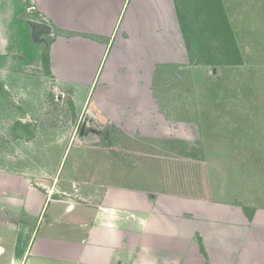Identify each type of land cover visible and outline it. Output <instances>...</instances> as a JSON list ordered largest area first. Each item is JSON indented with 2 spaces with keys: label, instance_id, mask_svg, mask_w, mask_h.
Wrapping results in <instances>:
<instances>
[{
  "label": "crops",
  "instance_id": "crops-1",
  "mask_svg": "<svg viewBox=\"0 0 264 264\" xmlns=\"http://www.w3.org/2000/svg\"><path fill=\"white\" fill-rule=\"evenodd\" d=\"M212 1L220 3V27ZM26 18L50 24L47 45L32 41ZM44 49L48 76L67 95L56 100L73 108L79 127L84 109L97 112L94 123L113 128L105 127L103 139L117 128L132 138L142 126L150 129V93H168L171 78L177 79L179 125L242 123L244 130L242 138L236 131L161 133L169 148L180 140L181 157L193 163L199 157L198 193L188 191V182L161 192L125 183L124 162L110 149L86 155L79 148L62 175L71 142L47 177L0 169V264H264V166L246 170L238 163V175L229 169L221 175L218 159L212 162L228 156L235 166L232 158L243 156L236 137L264 140V98L227 99L228 77L249 94L264 91V0H0V57L42 69ZM251 79L260 86L253 89ZM203 94L210 95L206 103ZM253 109L260 110L258 125ZM92 137L78 147L99 139ZM206 141L214 153L204 150ZM222 178L227 192L215 193ZM236 178L245 185L239 180L237 188Z\"/></svg>",
  "mask_w": 264,
  "mask_h": 264
},
{
  "label": "rangeland",
  "instance_id": "rangeland-1",
  "mask_svg": "<svg viewBox=\"0 0 264 264\" xmlns=\"http://www.w3.org/2000/svg\"><path fill=\"white\" fill-rule=\"evenodd\" d=\"M168 71L173 73L172 69ZM174 72L177 73L178 71ZM155 80L161 84V81L165 79L156 76ZM228 80L229 88L232 89V92L230 90L227 92V99L239 102L241 100L244 101V99H249V95L252 101H258L264 98V91L260 92L261 94L247 93L245 90L246 85L243 84L244 87H241L239 85L241 82H237L235 76L228 77ZM220 81H222L221 78ZM220 81L218 79L219 83ZM224 81H227L226 78ZM225 82L222 83V87L227 86ZM160 84L158 86L159 88L157 86L154 87V91L160 89ZM166 84H170L171 86L168 93H150V129H147V126L144 124L145 126H142L143 130L140 131H143V133L141 135L139 134L140 136L132 138L126 136L121 132V129L118 130L117 128V130H112V135L110 133L109 135L111 136L105 139L101 137L102 135L97 136L99 139L94 144L89 145L88 143L87 146L81 144L78 147L77 144L79 143L76 137L79 126L77 124L78 117L75 115L76 112L73 111L70 105L62 103L60 101L61 98L56 100L57 96H63V90L55 86L54 80L45 74L43 68H24L16 58L10 57L4 60L0 57V169L14 173L26 172L35 178L39 174L47 177L46 174L53 172L52 170L55 169V165L63 153L62 150L66 149L71 142L73 145H70L67 149V153L62 162L64 168L62 175H64L65 171L67 172V167L71 164L74 155L81 150L79 148H82L83 154L86 155L91 154V150L93 149H110L112 154H117V157L121 158L124 162L123 180L125 183L140 187L146 186L147 188L149 186H156L159 189L154 187L148 189L151 192H161L167 185L175 188L178 187L177 185L180 182H188L191 185L188 191L198 193L200 190L194 187V182L197 181L195 178L200 175V169L197 170V168H200L198 164L200 161L199 157H197L194 163L193 161L190 162L187 156L186 158L181 157L180 140H171L172 147L169 148L167 140L162 139L164 137H162L163 135L161 136V133L163 134L165 132L173 136H178L179 133H187L190 135L194 133L192 135L195 136L214 133L217 136L225 137L226 133L236 131L235 135L237 136L239 134L242 138L244 127L242 123L228 126L224 123L220 127L210 124L206 125V127L202 123L198 125L200 129L190 124L179 125L176 120L179 117V109L177 108L179 95L177 79L175 81L174 78H171V82ZM251 84H253L251 86L253 89L260 86L256 82H253V79H251ZM84 88L85 86H83ZM207 99H211L210 95L203 94L202 103H206ZM155 101L160 102V104L162 102L163 105L160 109H157ZM87 110L88 108L83 110V117ZM208 110L210 111V109ZM239 110L242 111V109ZM202 111H206V109L204 108ZM253 112H256L255 115L257 118L255 122L258 125L260 124L258 123L260 110L253 109ZM92 113L97 114L95 111ZM161 113H164V118H161L159 115ZM83 117H81L82 120ZM261 117L264 118V116ZM261 121L264 120L261 118ZM160 122L161 124H159ZM252 122H254L253 119ZM99 125V127L96 126L104 130V132L102 130L103 135L108 132L105 127L113 129L109 124L102 123V125ZM245 128L247 129L248 127ZM251 128L249 126L250 131H252ZM260 129H263L264 132L263 124H260ZM146 132L150 133V152H147L148 143L145 138L148 137ZM243 136H247V134H243ZM97 137L94 136L92 138ZM142 137H144L143 140H141ZM240 137H236L237 139H235L234 143L238 145V151L242 152L243 156L241 158H232L236 163L235 166L228 156L222 161H220L221 158L219 156L217 158L213 157V163L217 159L220 162L218 171L220 170L221 175H225L228 169L231 172H235V175H238V168L236 167L238 163L242 166L245 165L246 170H252L253 165L264 166V140L260 142L258 140L248 141V139L242 141L243 139H239ZM114 138L116 139L115 142ZM206 142V144L204 142V150L207 148L208 152L214 153L217 149L212 146V142ZM171 149H173V152ZM182 153L183 156L187 155L185 149ZM222 155L224 156V153ZM202 159L208 160V157H203ZM191 160H194V158ZM149 165L150 172L147 171ZM212 179L215 178L208 179V181L210 182ZM239 180L242 185L246 183L244 178H236L233 182L237 188L240 186L238 183ZM147 181L148 183H146ZM198 181H200L199 178ZM227 181V179H219V185L223 188H220L215 182V185H213L215 193L216 190L221 192L224 189L225 191ZM161 184H166V186L161 188L159 187ZM168 191H173V189L170 188ZM226 196H228L227 193ZM226 196H223V198H226ZM235 197L237 198V196Z\"/></svg>",
  "mask_w": 264,
  "mask_h": 264
},
{
  "label": "water",
  "instance_id": "water-1",
  "mask_svg": "<svg viewBox=\"0 0 264 264\" xmlns=\"http://www.w3.org/2000/svg\"><path fill=\"white\" fill-rule=\"evenodd\" d=\"M24 22L30 29V38L35 44H38L40 46L48 44L46 37L49 36L52 32V27L50 26V24L29 18L24 19ZM66 99L67 95L63 96V100L66 101ZM106 134H108V132H106L104 135L106 136ZM90 135L101 136L102 129L98 128L96 124H94V120L90 111H87L80 124L76 139L78 141H82L84 138H88V136Z\"/></svg>",
  "mask_w": 264,
  "mask_h": 264
},
{
  "label": "trees",
  "instance_id": "trees-1",
  "mask_svg": "<svg viewBox=\"0 0 264 264\" xmlns=\"http://www.w3.org/2000/svg\"><path fill=\"white\" fill-rule=\"evenodd\" d=\"M209 2V0H207ZM212 8L215 9V6L217 5V8H216V11L218 13V27H220L221 25V17H223V13H222V10H221V7H220V3H218L217 1H212ZM208 12H211L212 14L215 12V10H211L210 9L208 10ZM232 47L230 44L228 45L227 48H230ZM225 48H226V42H225V45H222L221 47H219V50H223L225 51ZM234 55L237 53V51L234 49L233 51ZM228 62H231L233 63V60L232 61H228ZM220 63H225V62H220ZM41 64H42V68L44 70V72L47 74V75H50V65H49V54H48V50L47 49H44L43 53H42V57H41Z\"/></svg>",
  "mask_w": 264,
  "mask_h": 264
}]
</instances>
